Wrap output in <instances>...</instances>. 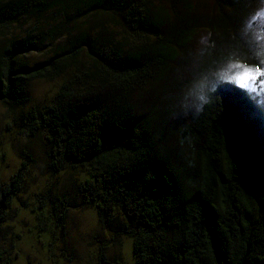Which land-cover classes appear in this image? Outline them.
<instances>
[{
	"label": "trees",
	"instance_id": "1",
	"mask_svg": "<svg viewBox=\"0 0 264 264\" xmlns=\"http://www.w3.org/2000/svg\"><path fill=\"white\" fill-rule=\"evenodd\" d=\"M161 1L94 0L115 25L80 34L83 0H0V104L26 107L35 82H59L19 132L47 138L53 175L84 177L78 197L132 240L137 264H264V106L235 85L237 65L264 67V19L253 35L242 27L258 0ZM59 39L44 61L28 60ZM217 74L225 83L204 111L186 112L184 95ZM27 172L23 163L0 187V240ZM40 203L52 238L71 203L50 193ZM11 263L0 245V264Z\"/></svg>",
	"mask_w": 264,
	"mask_h": 264
},
{
	"label": "rangeland",
	"instance_id": "2",
	"mask_svg": "<svg viewBox=\"0 0 264 264\" xmlns=\"http://www.w3.org/2000/svg\"><path fill=\"white\" fill-rule=\"evenodd\" d=\"M151 1L157 10L167 6L161 0ZM83 2L86 12L82 14L84 19L77 29L78 33L85 34L89 28L94 32L104 24L110 27L115 25L112 17L98 12L99 9H91L94 0ZM253 4L258 7L257 14L245 17L242 22V27L251 35L259 30L258 25L264 19V15H258L264 12V0ZM59 11V19H55L58 22L62 14ZM207 14L208 9L202 8L201 15L206 17ZM23 34L27 35L25 31ZM197 37L201 40L200 45L210 38L206 31L199 33ZM62 41L59 39L52 46H46L47 49L31 55L28 60L32 63L44 61ZM6 44V39H0V53ZM58 85V81L35 82L30 89V100L26 107L15 108L0 104V187L12 179L23 163L28 164L26 181L9 210L8 224L0 245L8 249L12 257L11 264H137L132 240L118 235L114 228L102 222L99 205H87L78 197L75 182L84 177L79 173L53 175L49 169L50 146L47 138L42 134L26 137L19 132L25 113L33 106L49 102ZM235 85L252 93L258 103L264 106V88L254 82L241 86L237 80ZM150 94L143 91L141 97L147 99ZM186 96L181 99V106ZM190 157L191 154L186 149H181L179 156L175 154L173 159L179 169H184L188 166ZM181 161L184 163L181 164ZM182 177L186 179L187 173L182 174ZM48 193L53 197H66L71 203L65 229L52 238L42 234V225L36 213L42 207V198Z\"/></svg>",
	"mask_w": 264,
	"mask_h": 264
},
{
	"label": "clouds",
	"instance_id": "3",
	"mask_svg": "<svg viewBox=\"0 0 264 264\" xmlns=\"http://www.w3.org/2000/svg\"><path fill=\"white\" fill-rule=\"evenodd\" d=\"M224 83L225 81L218 74L203 77L195 89L191 90L183 100L184 110L191 112L194 116L199 115Z\"/></svg>",
	"mask_w": 264,
	"mask_h": 264
},
{
	"label": "snow or ice",
	"instance_id": "4",
	"mask_svg": "<svg viewBox=\"0 0 264 264\" xmlns=\"http://www.w3.org/2000/svg\"><path fill=\"white\" fill-rule=\"evenodd\" d=\"M258 15H264V12ZM243 68V71L239 72L236 76V80L241 86L248 85L250 83H256L260 88H264V67L259 65L254 68H249L244 65H237Z\"/></svg>",
	"mask_w": 264,
	"mask_h": 264
}]
</instances>
